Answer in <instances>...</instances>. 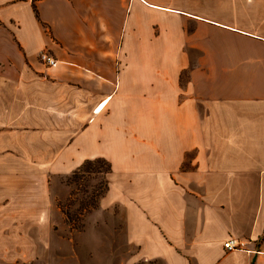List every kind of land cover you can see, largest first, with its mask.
Segmentation results:
<instances>
[{"label":"crops","instance_id":"obj_1","mask_svg":"<svg viewBox=\"0 0 264 264\" xmlns=\"http://www.w3.org/2000/svg\"><path fill=\"white\" fill-rule=\"evenodd\" d=\"M99 157L118 264H264V0H0V264Z\"/></svg>","mask_w":264,"mask_h":264},{"label":"rangeland","instance_id":"obj_2","mask_svg":"<svg viewBox=\"0 0 264 264\" xmlns=\"http://www.w3.org/2000/svg\"><path fill=\"white\" fill-rule=\"evenodd\" d=\"M182 80H185V75H182ZM100 166L98 163L97 168ZM77 169L75 173L54 174L47 179L44 185H49L48 196L54 206L43 221L18 222L19 227L38 232L42 238L35 241L43 245L37 254H20L16 260L18 264H118L121 254L104 252V248L122 246L119 237L121 223L112 220L115 216L120 217V208L112 209L109 217L90 213L97 208L98 199L105 193L106 173L102 172L105 165L102 164L98 171ZM54 207L59 208L56 210ZM98 218L95 226L94 221ZM6 222L4 220L5 226L8 225ZM90 245H93L94 252L90 251Z\"/></svg>","mask_w":264,"mask_h":264},{"label":"built area","instance_id":"obj_3","mask_svg":"<svg viewBox=\"0 0 264 264\" xmlns=\"http://www.w3.org/2000/svg\"><path fill=\"white\" fill-rule=\"evenodd\" d=\"M41 61L47 63L48 65H54L55 61L46 53H41L39 55ZM247 242L243 239L229 237L223 242V248L231 251V250H246Z\"/></svg>","mask_w":264,"mask_h":264},{"label":"trees","instance_id":"obj_4","mask_svg":"<svg viewBox=\"0 0 264 264\" xmlns=\"http://www.w3.org/2000/svg\"><path fill=\"white\" fill-rule=\"evenodd\" d=\"M92 163H95V164L94 165H91ZM98 163H101V166H102V164L105 165V169H103L102 172H105V173L109 172V170H110V163L105 158H100V157L99 158H95V159L85 160L80 165V167L78 169H82L83 171H90V170L98 171L97 169L101 167L100 166V167L97 168ZM74 173H75V171H74ZM106 189H107V184L104 186L103 192H105Z\"/></svg>","mask_w":264,"mask_h":264}]
</instances>
